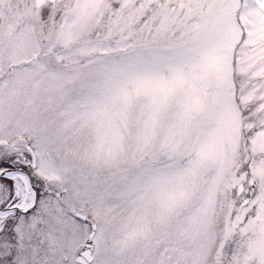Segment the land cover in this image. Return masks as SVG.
<instances>
[{"label":"snow or ice","instance_id":"1","mask_svg":"<svg viewBox=\"0 0 264 264\" xmlns=\"http://www.w3.org/2000/svg\"><path fill=\"white\" fill-rule=\"evenodd\" d=\"M0 264H264V0H0Z\"/></svg>","mask_w":264,"mask_h":264}]
</instances>
